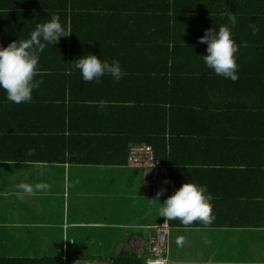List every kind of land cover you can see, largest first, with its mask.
Here are the masks:
<instances>
[{
    "label": "trees",
    "instance_id": "16d2710c",
    "mask_svg": "<svg viewBox=\"0 0 264 264\" xmlns=\"http://www.w3.org/2000/svg\"><path fill=\"white\" fill-rule=\"evenodd\" d=\"M53 13L70 33L55 45L44 42L34 77L42 83L31 101L12 103L0 89V161L120 167L129 145L144 143L168 168L167 196L194 178L214 191L210 223L167 219L170 227L262 228L264 0H0V46L28 39ZM220 24L231 28L238 46L235 81L216 75L201 56L207 44L199 37ZM88 53L119 61L122 78L105 75L84 83L72 65ZM192 122L193 132L181 131ZM173 127L208 148L203 163L193 164L191 155L175 150ZM221 205L228 210L222 212ZM86 259L144 264L128 250L91 259L72 251L64 258H0V264Z\"/></svg>",
    "mask_w": 264,
    "mask_h": 264
},
{
    "label": "crops",
    "instance_id": "0c3cea01",
    "mask_svg": "<svg viewBox=\"0 0 264 264\" xmlns=\"http://www.w3.org/2000/svg\"><path fill=\"white\" fill-rule=\"evenodd\" d=\"M192 127L196 128L195 122L181 127V131L193 132ZM173 129L172 143H178L175 150L182 156L186 152L187 157L191 155L193 164L203 163L202 153L209 154L208 148L201 147L193 138L181 137L175 127ZM193 164H190L192 168L199 166ZM86 166L92 167L93 175L84 173L88 172L83 170ZM81 171L83 178L89 176L93 184L82 182ZM202 175H205L204 171ZM191 181L200 185L205 183L196 178ZM20 183L31 185L33 190L25 192L17 188ZM38 183L46 184L47 188L36 189ZM207 183L202 185L209 193H214ZM52 197L56 198L55 202ZM0 198H8L10 202L0 200V258L3 259L64 258L69 251L91 259L96 256L88 255V249L94 251L96 246L99 250H105L104 254L98 255L101 257L115 256L119 250H128L135 257H140L138 254L146 242L149 228L165 219L158 211L160 202L165 198H159V202L150 197L141 187L140 172L126 165L113 167L0 161ZM220 208L222 212L228 210L222 205ZM90 213L93 215L90 216ZM69 228L74 231L72 241L68 238ZM170 228L175 229L170 238L179 230H191L190 238L196 250L189 252L183 261L177 259L178 251L170 250L169 253L177 258L170 260L168 257L169 261L235 263L224 262L223 259L234 258L230 248L241 243L246 249L243 257L246 261L236 263L264 264V225L262 228ZM91 229L102 237L83 243ZM237 230L242 232L240 240L235 243L233 240ZM109 236L111 240L107 242ZM216 236L223 240L220 246L229 248L221 251L208 249L206 246L211 240H217ZM22 238L28 243L25 247H19L18 252L11 253L15 240Z\"/></svg>",
    "mask_w": 264,
    "mask_h": 264
},
{
    "label": "clouds",
    "instance_id": "9594fccd",
    "mask_svg": "<svg viewBox=\"0 0 264 264\" xmlns=\"http://www.w3.org/2000/svg\"><path fill=\"white\" fill-rule=\"evenodd\" d=\"M226 15L230 25L235 26V14L229 10ZM249 28L253 33L259 31V27L255 24H249ZM69 33L66 26L61 24L59 15L53 13L50 19L36 25L28 39L14 40L7 46H0V89L4 90L8 101L16 104L31 101L33 89L38 88L42 83L41 80H36L34 77L40 72L37 67L38 54L43 51L44 42L55 45L61 37ZM199 41L207 44V54L201 55L204 64L216 75L235 81L238 78L236 72L238 66L234 54L238 51V46L232 38L231 28L227 24H220L218 30L206 29L204 35L199 37ZM72 70L79 71L84 83L92 81L98 83L100 78L105 75H110L114 81L118 82L124 75L119 61L109 62L93 53L84 54L75 59ZM103 103L100 101V106H103ZM17 188L25 192L33 190V187L26 183L18 184ZM35 188L44 189L47 188V185L38 183ZM166 189L167 186L158 191L156 197L153 198L159 202V198H165L162 203L160 202L161 206L158 209L159 215L165 219L149 228L146 242L138 254L143 258L144 264H147L146 259L149 258L147 241L156 225L166 223L168 235L170 226L167 219H178L185 225L191 224L193 221L207 224L214 219L211 205L213 196L207 191L206 186L188 180L169 196H167ZM183 242L184 237L178 236L176 243L182 245ZM166 255L167 252L164 255V264L168 261Z\"/></svg>",
    "mask_w": 264,
    "mask_h": 264
},
{
    "label": "built area",
    "instance_id": "2783aa9c",
    "mask_svg": "<svg viewBox=\"0 0 264 264\" xmlns=\"http://www.w3.org/2000/svg\"><path fill=\"white\" fill-rule=\"evenodd\" d=\"M125 165L140 172L141 187L150 197L167 186L168 168L154 157L151 146L141 144L129 145ZM166 223L156 225L147 241V264H164V255L167 252Z\"/></svg>",
    "mask_w": 264,
    "mask_h": 264
},
{
    "label": "rangeland",
    "instance_id": "374dc122",
    "mask_svg": "<svg viewBox=\"0 0 264 264\" xmlns=\"http://www.w3.org/2000/svg\"><path fill=\"white\" fill-rule=\"evenodd\" d=\"M83 170H88V172H84L86 174H90V175H93L94 174V170L92 169L91 166H86L84 167ZM80 179L82 180V182H88V183H92L93 184V180L88 176L87 179L83 178V171L80 172ZM52 200L54 199V202H55V199L56 198H51ZM0 200L6 202V203H10L9 202V199L8 198H3ZM56 215L58 216V214L56 213ZM93 214L90 213V216H92ZM90 220L92 221V218H90ZM175 229H172V228H169V232H168V235H167V255H166V260H168V257H170V260H173V258H177L176 255H171L169 253L170 250H175V251H178L179 252V257L177 259L180 258V261H183L185 259V257H187V254L189 252H193L195 249V247L193 246V239L191 241V230H179V232H176L175 233V236L174 237H171L170 238V235L172 234V232L174 231ZM90 234L85 236V240L83 241V243H85V241L87 240V242H94L97 238L99 237H102L100 236L97 231H95L94 229H91L90 230ZM236 236L234 238L233 241H235V243L237 241L240 240V232H242L241 230H237L236 231ZM73 234H74V231L69 228L68 229V238H69V241H72V237H73ZM86 234V232H85ZM178 236H183L184 237V242L182 245H178L176 243V239ZM217 240L213 241L211 240V243H209L206 247H208V249H211L212 251H221V249H228V248H225L223 246H220V243L223 241L222 238L220 236H216ZM111 240V237L109 236L107 238V242H110ZM28 243V240L22 238L20 240H15V242L13 243V247H14V250L12 249L11 253H15V252H18V248L20 247H25V245ZM18 245V246H17ZM92 246V245H91ZM78 250H80V248H78ZM243 250V251H242ZM245 250L243 248V246L241 245V243H238V244H235L233 246V248L231 249L230 248V251H233L232 255H235V257L233 258H227L225 257V259H223L224 262H245L246 260H244V256L246 255L245 253ZM104 248H101L100 250L97 248L96 246V249L94 251H90V249H88V255H91L93 254V256H98V255H102L104 254ZM238 254H241V255H238ZM229 255V254H228ZM192 259V258H191ZM189 261H191L189 259ZM222 261V260H221ZM92 262L91 264H108V262L104 261V260H92L90 261Z\"/></svg>",
    "mask_w": 264,
    "mask_h": 264
},
{
    "label": "water",
    "instance_id": "95a60500",
    "mask_svg": "<svg viewBox=\"0 0 264 264\" xmlns=\"http://www.w3.org/2000/svg\"><path fill=\"white\" fill-rule=\"evenodd\" d=\"M92 262H87V261H79L77 264H91ZM108 264H110V263H108Z\"/></svg>",
    "mask_w": 264,
    "mask_h": 264
}]
</instances>
